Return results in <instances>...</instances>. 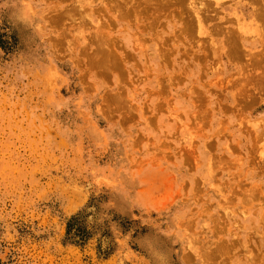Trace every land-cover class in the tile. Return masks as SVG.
I'll return each instance as SVG.
<instances>
[{
  "label": "rangeland",
  "instance_id": "1",
  "mask_svg": "<svg viewBox=\"0 0 264 264\" xmlns=\"http://www.w3.org/2000/svg\"><path fill=\"white\" fill-rule=\"evenodd\" d=\"M253 1L0 0V264H264Z\"/></svg>",
  "mask_w": 264,
  "mask_h": 264
},
{
  "label": "bare ground",
  "instance_id": "2",
  "mask_svg": "<svg viewBox=\"0 0 264 264\" xmlns=\"http://www.w3.org/2000/svg\"><path fill=\"white\" fill-rule=\"evenodd\" d=\"M197 1H199V4L201 3V5H203V4L205 5V3L210 2L214 6L219 7L220 9H222V6L225 4L224 3L225 0H189V6H192L191 9L194 12L193 14H194V17L197 20V22L200 21L199 16H198V14H200V11L194 7L196 5ZM227 1L229 3H231L232 5H235L234 4L235 2H240L241 0H227ZM252 5H254V8H253V11L250 12V15H251L250 18H254V19L259 20L262 24L260 26L263 27L262 32L261 31H260V33L257 32L258 33L257 37L259 39V41H258L259 46L262 47L263 51H260L259 53H257V54H260L259 55L260 58L258 59V57H257L252 61V64H251L252 68L250 66H249L250 68L248 67L249 70L247 71V75H248L247 78H249V84H247L246 82L245 83L247 85H251V86L250 87L247 86L248 88H246V92L251 93L252 95L256 94V95H263L264 96V0H254ZM200 15L202 16V13ZM239 22H242V21H239ZM244 24H245V22H244ZM244 24H242V23L239 24L238 25L239 27L236 25V29H234V31L232 30L233 31L232 35L230 34L229 36H227V34H226V36H225V38L226 37L229 38L228 40L226 38V43L224 42L225 45L226 44H227V46L230 45L229 48L227 49L229 58L231 57V51L237 53V54L232 55V57H234V58H240L241 56H243V53H244L243 48H242L243 43L249 42L248 40H250V37H252L251 34L254 33V30L253 31L249 30L246 27V25H244ZM249 24L247 26H249ZM260 26H259V28H260ZM262 27L260 29H262ZM239 30L242 31V33L239 32ZM222 31L224 32V30H222ZM249 43H251L252 45H255V47H257L256 44H258V43H254V42H249ZM255 56H258V55L255 54ZM243 72H246V71L243 70ZM252 128H253V135H251V136L254 138V141H257V140L263 138V140H262L263 145H261L257 148V155H258V163L262 164L264 167V125L261 128H257V127L256 128L252 127ZM226 216H227V218H229L232 215L229 214ZM251 219H253L254 222H251L250 221ZM234 221H235V225H236V229H237L236 236L239 237L240 235H242L244 233V231H246L248 229L247 226L249 224H250V226L254 227L253 235H255L258 233L257 227L260 225L261 226L264 225V208H263V210H258V212L257 211H253V212L251 211V212L245 213L244 217H243V215H239L236 217V219H234ZM230 224H232L231 220H230ZM227 234H228V232H227ZM226 238L228 239L229 235L226 236ZM231 247H233V250H234L233 256L231 257V258L235 259L233 264H239L241 261H238L237 254L239 252V247H241L243 250V246H241L237 243L230 244V243L225 242V241L222 243H218L216 248H215L216 250L214 252V258L219 256L220 254H222L224 252H225V254L226 253L230 254L231 249H232Z\"/></svg>",
  "mask_w": 264,
  "mask_h": 264
}]
</instances>
